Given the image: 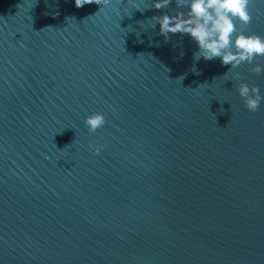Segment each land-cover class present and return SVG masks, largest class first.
Wrapping results in <instances>:
<instances>
[{"label": "water", "instance_id": "obj_1", "mask_svg": "<svg viewBox=\"0 0 264 264\" xmlns=\"http://www.w3.org/2000/svg\"><path fill=\"white\" fill-rule=\"evenodd\" d=\"M83 2L0 0V264H264V72L165 39L175 0Z\"/></svg>", "mask_w": 264, "mask_h": 264}, {"label": "clouds", "instance_id": "obj_2", "mask_svg": "<svg viewBox=\"0 0 264 264\" xmlns=\"http://www.w3.org/2000/svg\"><path fill=\"white\" fill-rule=\"evenodd\" d=\"M171 0H148V4L155 9H165ZM250 0H175L178 8L175 15L162 13L151 19L159 24V31L165 39L168 34H187L196 44L198 51L194 53V60L201 58L210 61L219 58L222 65H230V69L238 68L242 64L253 65L251 71L257 75L264 72V65L253 63L258 57H264V36L246 34L238 31L236 22L246 26L252 20L249 10ZM76 7H81L83 0H74ZM183 77H181L182 79ZM236 78H239L238 74ZM237 93L242 98L244 107L249 112L259 108L264 97L257 87L241 82ZM106 123L102 112H92L83 119V124L89 133H95ZM88 149L98 154L103 144H89Z\"/></svg>", "mask_w": 264, "mask_h": 264}]
</instances>
